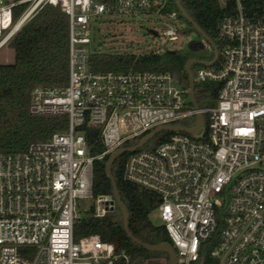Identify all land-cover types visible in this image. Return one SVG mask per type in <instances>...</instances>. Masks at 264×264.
Returning a JSON list of instances; mask_svg holds the SVG:
<instances>
[{
	"label": "built area",
	"instance_id": "1",
	"mask_svg": "<svg viewBox=\"0 0 264 264\" xmlns=\"http://www.w3.org/2000/svg\"><path fill=\"white\" fill-rule=\"evenodd\" d=\"M218 1L231 4L218 27L219 66L199 68L194 79L221 86L215 105L195 108L170 72L90 67L93 20L148 17L173 40L176 14H164L171 0H0V50L48 4L69 22L68 82L34 87L29 104L33 115H67V128L24 151L0 152V264L129 263L125 248L97 234L74 238L80 218L117 208L113 193H93V162L158 126L193 127L199 113L200 137L175 131L153 149H137L123 177L159 196L179 264H199L207 252L218 264H264V0L257 9L250 0ZM85 126L99 129L101 154L91 155Z\"/></svg>",
	"mask_w": 264,
	"mask_h": 264
},
{
	"label": "trees",
	"instance_id": "2",
	"mask_svg": "<svg viewBox=\"0 0 264 264\" xmlns=\"http://www.w3.org/2000/svg\"><path fill=\"white\" fill-rule=\"evenodd\" d=\"M17 1V0H14ZM263 0H250L254 8H259ZM182 5L194 21L210 36L222 50L218 36V27L224 15L228 14L231 4L221 5L218 0H181ZM248 5V4H247ZM25 4L15 7L13 18L17 19ZM176 14L178 35L196 33L198 39L189 42L190 49L182 50L172 47L167 50H143L131 48H103L100 43L90 56V67L96 72H129L148 70L170 72L184 87L189 88V78L185 63L189 58L211 61L215 52L211 45L183 17L175 0L165 9L164 14ZM154 33V32H152ZM155 34V33H154ZM14 50V60L10 63L0 62V152H19L27 149L33 141H45L56 131H63L68 126L67 115L47 116L33 115L29 111L30 92L36 86H65L69 77V22L68 16L60 6H44L30 21L24 24L10 41ZM211 52V56L202 58L194 51ZM198 68L201 64L195 65ZM217 62L213 68H217ZM193 72V66L191 67ZM221 83L215 81H197L195 99L199 106L215 105ZM178 124L190 126L193 120L179 121ZM90 153L93 156L105 151L99 135V129L84 127ZM165 131L156 134L147 142V149L155 148L171 136ZM142 137V136H141ZM132 139L124 147L136 144L141 138ZM146 145V144H145ZM144 148V146L142 147ZM130 153L116 158L111 166L123 202L130 215L131 232L144 242L156 244L171 242L163 224L156 225L150 220V213L157 209L159 196L139 185L126 181L123 177V164ZM109 155L96 158L93 162V193H112L111 181L105 165ZM97 234L103 241L113 243L118 249L125 248L130 256L129 263L144 262L157 257H165L166 252L149 251L134 243L124 230L123 215L118 207L104 217L87 215L74 225L76 240ZM205 264H218L207 252Z\"/></svg>",
	"mask_w": 264,
	"mask_h": 264
},
{
	"label": "rangeland",
	"instance_id": "3",
	"mask_svg": "<svg viewBox=\"0 0 264 264\" xmlns=\"http://www.w3.org/2000/svg\"><path fill=\"white\" fill-rule=\"evenodd\" d=\"M157 19L156 17H153ZM160 20V19H158ZM162 23H155L151 21L148 17H130V16H121V15H110V16H101L98 19L93 20L92 31H93V44L100 43L103 48L111 49L112 46L115 48H131V49H140L143 50H167L172 47H179L182 50L190 49L189 42L194 39H198L196 33L190 35H178L176 39L170 40L167 39L162 31ZM150 29H155L158 31V34H154ZM203 41L208 44L204 39ZM194 53L202 58H207L211 56V52L206 51H194ZM197 59V58H195ZM14 60V50L9 46H5L0 50V62L10 63ZM200 60V59H198ZM193 66V74L196 77L199 70L198 67ZM202 106V105H201ZM165 131H160L157 134L164 133ZM144 148L147 149V143L144 145ZM121 157V156H119ZM117 157V158H119ZM82 207V215L86 213L88 207V202H84ZM150 220L156 224H162V221L159 217L157 210L155 209L149 215ZM120 264H166V258L161 256L154 259L146 260L144 262H132V263H120ZM198 264V262L196 263Z\"/></svg>",
	"mask_w": 264,
	"mask_h": 264
},
{
	"label": "water",
	"instance_id": "4",
	"mask_svg": "<svg viewBox=\"0 0 264 264\" xmlns=\"http://www.w3.org/2000/svg\"><path fill=\"white\" fill-rule=\"evenodd\" d=\"M175 2L177 4V7H178L181 15L183 17H185V19H187V21H189L192 24V26L200 33V35L203 37V39L209 45L212 46V48L214 49V52H215V56L211 61H203V60H198L195 58H189L185 63V70H186V72L188 74V78H189L190 99H191L193 106L195 108H198V104H197L196 99H195V83L196 82H195L194 74L192 72L191 67L194 64H201L203 66L213 67L219 59L220 50L218 49L215 41L210 36H208L206 34V32L198 25V23L196 21H194L193 18L188 14V12L186 11V9L184 8V6L181 3V0H175ZM156 35H157V33H156ZM203 124H204V116H203V114L199 113L197 115V118H196V124L193 127H184V126H180V125L158 126V127L154 128L153 130L149 131L148 133H146L144 136H142L136 144H134L132 146H127V147H122V148L116 149L115 151L110 153V155L106 161V165H105L106 173H107V175L111 181L112 193L115 197L117 207L123 215L124 230H125L126 234L134 243H137V244L143 246L144 248H146L149 251H159V252L168 253L169 264H179L178 254H177V252H176V250H175V248L171 242L165 241V242H161V243L150 244V243L142 241L141 239L136 237L131 232L129 211H128L125 203L123 202V200L121 198V195H120V192L118 189V185L116 183L115 177L113 176V173L111 170V166L117 157L122 156L126 153L135 152L137 149L143 147L152 137H154L160 131H169V132L184 131V132H187L193 136L200 137L201 134H198V131L202 129ZM205 260H206V255L204 254L201 257L199 264H205Z\"/></svg>",
	"mask_w": 264,
	"mask_h": 264
}]
</instances>
